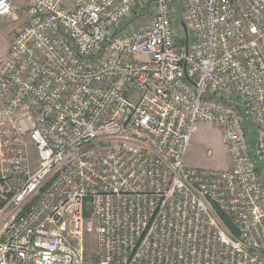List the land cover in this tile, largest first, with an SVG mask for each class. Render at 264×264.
<instances>
[{
  "label": "built area",
  "instance_id": "1",
  "mask_svg": "<svg viewBox=\"0 0 264 264\" xmlns=\"http://www.w3.org/2000/svg\"><path fill=\"white\" fill-rule=\"evenodd\" d=\"M16 11L0 0V20ZM20 12L0 61V264H89V231L91 264H264V0ZM201 124L227 169L185 166Z\"/></svg>",
  "mask_w": 264,
  "mask_h": 264
},
{
  "label": "rangeland",
  "instance_id": "2",
  "mask_svg": "<svg viewBox=\"0 0 264 264\" xmlns=\"http://www.w3.org/2000/svg\"><path fill=\"white\" fill-rule=\"evenodd\" d=\"M142 25L145 26L151 20V13L143 11ZM179 20L175 23L178 34L177 42L179 45L184 43V39L189 35L185 25ZM0 20V61L5 58V54L10 46V41L14 33L21 27L22 22H11ZM210 151V157L206 156ZM228 159L222 147L221 133L218 128L201 124L197 132L192 136L186 156L185 166L193 169H217L225 170L228 168ZM264 169V163L260 164ZM94 237L92 231L87 233L85 238V256L89 264L93 261Z\"/></svg>",
  "mask_w": 264,
  "mask_h": 264
},
{
  "label": "crops",
  "instance_id": "3",
  "mask_svg": "<svg viewBox=\"0 0 264 264\" xmlns=\"http://www.w3.org/2000/svg\"><path fill=\"white\" fill-rule=\"evenodd\" d=\"M11 2H12V4L16 7V8H18V11H16L13 15H12V17L10 18V22L9 23H11V22H22L23 23V16H22V14H21V12H20V10H21V8L23 7V5H24V2H25V0H10ZM21 23V24H22ZM8 50H9V48H8ZM8 50H7V52H8ZM7 52H6V54L5 55H7Z\"/></svg>",
  "mask_w": 264,
  "mask_h": 264
},
{
  "label": "trees",
  "instance_id": "4",
  "mask_svg": "<svg viewBox=\"0 0 264 264\" xmlns=\"http://www.w3.org/2000/svg\"><path fill=\"white\" fill-rule=\"evenodd\" d=\"M221 216V219L223 221V223L228 227V228H231L230 224H229V221L223 216V215H220Z\"/></svg>",
  "mask_w": 264,
  "mask_h": 264
},
{
  "label": "water",
  "instance_id": "5",
  "mask_svg": "<svg viewBox=\"0 0 264 264\" xmlns=\"http://www.w3.org/2000/svg\"><path fill=\"white\" fill-rule=\"evenodd\" d=\"M187 41H188V38L186 37L185 38V48H187Z\"/></svg>",
  "mask_w": 264,
  "mask_h": 264
}]
</instances>
